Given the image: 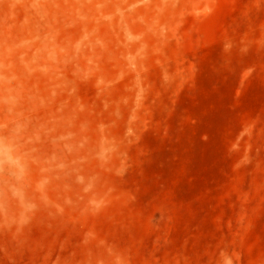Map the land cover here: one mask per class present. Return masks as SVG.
Listing matches in <instances>:
<instances>
[{"label": "rangeland", "instance_id": "rangeland-1", "mask_svg": "<svg viewBox=\"0 0 264 264\" xmlns=\"http://www.w3.org/2000/svg\"><path fill=\"white\" fill-rule=\"evenodd\" d=\"M0 264H264V0H0Z\"/></svg>", "mask_w": 264, "mask_h": 264}, {"label": "clouds", "instance_id": "clouds-1", "mask_svg": "<svg viewBox=\"0 0 264 264\" xmlns=\"http://www.w3.org/2000/svg\"><path fill=\"white\" fill-rule=\"evenodd\" d=\"M14 149L10 145L0 142V165L7 163L9 166H18V158L13 154Z\"/></svg>", "mask_w": 264, "mask_h": 264}]
</instances>
